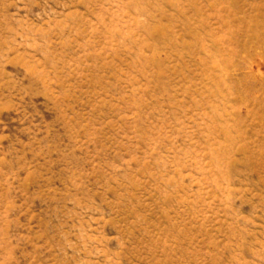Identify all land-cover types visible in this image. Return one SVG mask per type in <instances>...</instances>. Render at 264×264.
Instances as JSON below:
<instances>
[{"label": "rangeland", "instance_id": "rangeland-1", "mask_svg": "<svg viewBox=\"0 0 264 264\" xmlns=\"http://www.w3.org/2000/svg\"><path fill=\"white\" fill-rule=\"evenodd\" d=\"M0 264H264V0H0Z\"/></svg>", "mask_w": 264, "mask_h": 264}]
</instances>
